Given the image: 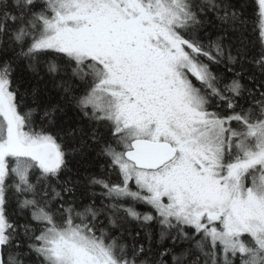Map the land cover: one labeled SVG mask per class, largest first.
Returning <instances> with one entry per match:
<instances>
[{"label":"snow or ice","instance_id":"obj_1","mask_svg":"<svg viewBox=\"0 0 264 264\" xmlns=\"http://www.w3.org/2000/svg\"><path fill=\"white\" fill-rule=\"evenodd\" d=\"M0 264H264V0H0Z\"/></svg>","mask_w":264,"mask_h":264},{"label":"trees","instance_id":"obj_2","mask_svg":"<svg viewBox=\"0 0 264 264\" xmlns=\"http://www.w3.org/2000/svg\"><path fill=\"white\" fill-rule=\"evenodd\" d=\"M17 75L22 81V90L31 87H38L40 89V96L42 99H44L46 102L49 100L51 102L56 101L58 93L52 86L53 77L49 74H46V71L43 70V65L41 66L39 75H36L27 68L26 64H21V66L17 70ZM41 77H43V79H40ZM69 115H71V113H69ZM76 161H81V158L76 157L73 161L74 165L76 164ZM81 170L83 171V169ZM90 170L96 171L97 169L93 168ZM137 208L141 211L146 210L142 205H137ZM130 227L136 230H140L139 226L135 222H132Z\"/></svg>","mask_w":264,"mask_h":264}]
</instances>
